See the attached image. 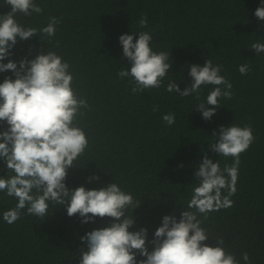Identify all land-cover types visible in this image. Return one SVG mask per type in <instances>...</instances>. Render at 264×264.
<instances>
[{
    "label": "trees",
    "instance_id": "1",
    "mask_svg": "<svg viewBox=\"0 0 264 264\" xmlns=\"http://www.w3.org/2000/svg\"><path fill=\"white\" fill-rule=\"evenodd\" d=\"M260 2L34 0L43 9L41 13H17L15 20L25 28L45 27L51 17L60 23L53 37L17 38L10 58L18 62L46 49L56 51L69 63L73 87L89 105L78 118L88 147L74 161L75 168L68 170L67 187L93 189L116 182L141 202L133 210L136 220L130 231L147 228L151 241L164 215L175 212L179 219L181 209H187L198 184L195 166L205 152L213 162L219 161L221 169L232 164V157L218 156L208 148L215 142L213 130L231 124L251 125L255 139L240 154L237 191L231 197L234 203L210 212L202 227L212 238L206 243L214 245L215 238L222 237L225 250L239 264H244V252L249 254L250 264H264V53L251 50L252 43L264 42V21L254 15ZM10 10L0 0V15ZM142 17L147 19L144 28L139 25ZM145 31L152 36L153 51L169 53L167 62L172 67L159 88L133 94L129 78L118 76L122 68L129 69L119 36ZM207 59L221 66L220 74L231 82L233 92L231 99H219L220 108L209 121L194 111L206 100L211 85L202 86L199 100L195 94L182 98L166 91L171 81L183 90L191 83L190 64L203 66ZM241 64L249 65L246 75L238 71ZM6 76L15 78L10 71L3 72L0 83ZM169 113L175 115L171 126L162 119ZM5 127L0 125V131ZM93 173L100 180L88 183ZM6 174L0 160V176ZM17 202L0 192V264H78V249L83 247L80 237L107 226L110 220L97 218L95 223L82 224L78 215L69 217L66 208L49 202L44 218L24 209L17 221L8 224L3 213ZM148 249L152 250L151 244ZM140 259L144 257L138 255Z\"/></svg>",
    "mask_w": 264,
    "mask_h": 264
},
{
    "label": "clouds",
    "instance_id": "2",
    "mask_svg": "<svg viewBox=\"0 0 264 264\" xmlns=\"http://www.w3.org/2000/svg\"><path fill=\"white\" fill-rule=\"evenodd\" d=\"M5 4L11 10L0 15V73L10 71L15 78L6 76L0 83V125H6L0 131V160L7 169V174L0 176V192L18 202L4 211L3 220L13 224L24 209L29 215L44 218L49 202L66 208L69 217L78 215L82 224L110 218L107 226L80 237L83 247L78 249V264H239L235 255L225 250L222 237L215 238L214 245L206 243L211 237L202 224L210 212L230 208L234 203L231 197L237 191L240 154L255 139L251 125L231 124L213 130L215 142L208 148L218 156L232 157V164L221 169L219 161L213 162L205 152L202 162L195 166L194 180L198 184L192 189L187 209H181L179 219L175 212L164 215L148 241L147 228L130 231L136 220L133 210L141 202L116 182L93 189L67 187L68 170L75 168L74 161L88 147L86 133L78 125V118L85 115L82 109L89 108L88 102L77 94L70 65L56 51L46 49L32 59L25 56L18 62L10 58L17 38L40 39L41 34L53 37L60 20L51 17L45 27L25 28L15 15L31 16L43 9L34 0H5ZM254 15L264 21V0ZM139 25L147 26L146 17L140 19ZM151 40L146 31L119 36L129 69L122 68L118 76L129 78L133 94L159 88L172 67L167 62L169 53L153 51ZM251 50L264 53V42L252 43ZM238 71L246 75L249 65H239ZM220 73L221 66L214 65L211 59L205 60L203 66L190 64L191 83L181 90L178 83L171 81L166 91L182 98L195 94L199 100L202 86L211 85L206 100L198 103L194 111L209 121L220 108L219 99L233 96L231 82ZM162 119L169 126L175 123L172 113ZM99 180L95 173L87 178L88 183ZM148 244L152 245L151 251ZM138 255L144 259L137 260ZM241 259L250 264L247 252L241 254Z\"/></svg>",
    "mask_w": 264,
    "mask_h": 264
}]
</instances>
